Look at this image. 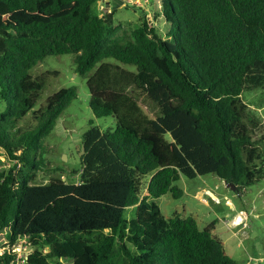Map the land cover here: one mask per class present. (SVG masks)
I'll use <instances>...</instances> for the list:
<instances>
[{
	"label": "trees",
	"instance_id": "1",
	"mask_svg": "<svg viewBox=\"0 0 264 264\" xmlns=\"http://www.w3.org/2000/svg\"><path fill=\"white\" fill-rule=\"evenodd\" d=\"M99 1L0 0V252L26 238L29 264H237L213 225L166 219L154 199L182 198V177L216 175L239 194L264 180L259 122L242 100L264 91V0H158L167 39L147 18L116 26ZM64 55L88 78L95 117L117 126L90 123L77 182L39 184L45 141L78 90L34 110L48 76L30 71ZM30 114L34 126L21 129ZM13 261L0 254V264Z\"/></svg>",
	"mask_w": 264,
	"mask_h": 264
},
{
	"label": "rangeland",
	"instance_id": "2",
	"mask_svg": "<svg viewBox=\"0 0 264 264\" xmlns=\"http://www.w3.org/2000/svg\"><path fill=\"white\" fill-rule=\"evenodd\" d=\"M98 8L101 15L103 12H113L115 25H121L123 29H136L147 18L151 27H155L163 38H168L170 26L160 13L162 10L158 0H108L105 3L100 0ZM106 62L136 72L133 66L115 60ZM75 69L74 57L64 55L49 56L30 71L35 79L42 75L48 76L47 85L34 110L45 106L49 97L63 89L76 87L78 90V98L59 118L54 132L45 141L48 146L46 158L50 164L49 171L39 174V184H47L61 175L68 181H78V176L74 173L80 170L82 140L90 129L91 122L103 132L116 130L114 117H95L89 105L88 78L77 74ZM242 100L248 107L250 117L259 122L260 127L253 138L259 141L264 152V91L245 92ZM3 109L4 104L0 105V111ZM33 126L30 114L19 127L24 130ZM167 138L170 139V136ZM7 167L3 157L0 168ZM56 168L60 171L55 175L53 169ZM147 182L148 178H145V186ZM177 186L184 192L182 198L175 199L166 195L154 199L163 217L169 219L176 215L193 216L200 229L213 225V234L223 241L228 255L237 264H264V180L241 194L229 189L216 175L201 176L193 180L182 177ZM136 213V208L128 209L126 218H135Z\"/></svg>",
	"mask_w": 264,
	"mask_h": 264
},
{
	"label": "built area",
	"instance_id": "3",
	"mask_svg": "<svg viewBox=\"0 0 264 264\" xmlns=\"http://www.w3.org/2000/svg\"><path fill=\"white\" fill-rule=\"evenodd\" d=\"M241 222L243 221V216L240 217ZM33 249L31 243L28 239H20L14 244L5 245L0 254H12L14 255V261L12 264H29L28 260L32 254Z\"/></svg>",
	"mask_w": 264,
	"mask_h": 264
},
{
	"label": "water",
	"instance_id": "4",
	"mask_svg": "<svg viewBox=\"0 0 264 264\" xmlns=\"http://www.w3.org/2000/svg\"><path fill=\"white\" fill-rule=\"evenodd\" d=\"M225 184H226V186H227L229 189H231L232 191L237 192V187H236L235 185H233V184H228V183H225Z\"/></svg>",
	"mask_w": 264,
	"mask_h": 264
},
{
	"label": "crops",
	"instance_id": "5",
	"mask_svg": "<svg viewBox=\"0 0 264 264\" xmlns=\"http://www.w3.org/2000/svg\"><path fill=\"white\" fill-rule=\"evenodd\" d=\"M102 1H103L104 3H105V2H108V0H102Z\"/></svg>",
	"mask_w": 264,
	"mask_h": 264
}]
</instances>
